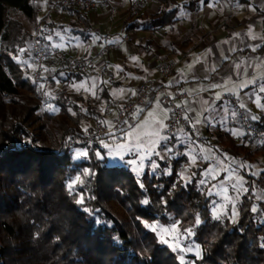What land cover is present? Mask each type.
<instances>
[{
	"label": "trees",
	"instance_id": "obj_1",
	"mask_svg": "<svg viewBox=\"0 0 264 264\" xmlns=\"http://www.w3.org/2000/svg\"><path fill=\"white\" fill-rule=\"evenodd\" d=\"M37 2L0 0V97L12 96V103L17 102L14 95L18 89L34 94L41 91L27 75L28 64L15 60L21 49L27 54L30 38L22 24L9 16L14 10L28 21L38 23ZM60 9L76 17L79 34L89 33L90 24L82 8L62 6ZM174 14L175 9L160 11L142 21L126 22L124 32H133L141 26L149 30L171 26ZM47 25L53 30L60 26ZM39 39L45 42L43 31ZM55 62L45 60L44 64L55 66ZM58 62L61 68L68 65L67 60ZM42 71L40 68V80L50 83L59 72L56 69ZM87 75L74 69L66 73V80H80ZM54 97L51 103L58 107L61 136L52 150L37 147L34 137L19 123L3 130L0 116V264H180L169 248L159 243L142 224L154 220L167 223L170 218L183 228H194L192 238L201 249L202 264H264V247H261L264 223H257L252 211L256 204V187L264 196V171L254 177L241 170L245 185L254 195L241 196L235 222L214 220L209 211L210 199L199 190L197 180L185 186L179 179L178 167L186 158L174 160L173 174L167 176L145 172L137 178L126 167L108 166L103 143L94 142L86 147L84 135L92 133L96 124L108 126L109 122L92 105L79 106L65 89ZM108 105L112 109L114 102L108 101ZM69 109L84 112L71 117ZM53 118L46 114V119ZM67 118L78 129L70 127ZM87 121H92L94 127L84 130ZM251 124L259 134H264V118ZM70 140L76 143L73 148L84 149L88 155L74 159ZM217 140L223 147L221 153L228 157L236 159L242 155L240 159L249 162L254 157L264 156V142L255 144L252 149L245 141L238 142L228 133H217ZM70 183L73 184L71 192ZM81 197L83 202L78 203ZM145 199L149 200L148 205L142 203ZM110 201L120 205L130 220L119 222L113 218ZM258 205L264 209V202ZM196 215L202 219L199 227H195Z\"/></svg>",
	"mask_w": 264,
	"mask_h": 264
},
{
	"label": "crops",
	"instance_id": "obj_2",
	"mask_svg": "<svg viewBox=\"0 0 264 264\" xmlns=\"http://www.w3.org/2000/svg\"><path fill=\"white\" fill-rule=\"evenodd\" d=\"M94 2L93 9L87 12L83 10L90 24V31L86 36L78 33L76 17L60 9L62 15H70L75 19L72 21L73 35L80 37L83 44H86L90 61L89 71H81L84 70L83 65L71 67L72 69H68L69 65H66L69 72L77 69L81 73H87L85 77L88 78L101 74L102 80L120 88L121 98L127 100L133 97L138 85L149 82L159 75L160 66L154 63L156 57L161 58L165 65H176L173 74L165 81L166 91L154 90L145 105L134 111L129 123L123 128L139 125L149 112H153L155 118L163 115L162 109L157 107V101L168 108L163 102L164 96L175 98L176 104L182 109L183 119L185 115L190 117L189 120L184 119L186 127L176 135L182 140L188 133H196L204 140L213 135L217 138V133L230 134L229 129L239 128V116L233 117L231 112L235 111L238 114L240 104L246 106L241 110L247 116L257 117L255 121L264 118V110L258 107L264 104V93L259 90L260 84L264 83V0H174L166 3L154 0H94ZM44 4L38 0L39 10H45ZM174 9L175 16L171 26L154 30L141 26L133 32H124L126 22L142 21L157 15L160 11ZM45 21L46 25L52 23L42 18V22ZM54 24L60 26L53 30L47 25L45 43L48 48L51 46L48 36L54 31L63 30L64 27V24ZM53 38L58 41L55 36ZM110 46L116 48H109ZM253 46L256 48L255 51ZM61 59L69 62L65 54ZM119 66L123 71L121 73H126V77L123 74L119 76L114 70ZM252 80H256L257 83L252 85ZM217 84L220 87L214 88L213 85ZM245 84L248 87H244ZM217 94L221 96L220 100L216 99ZM103 96L107 101H113L105 85ZM223 96L236 98L237 105H230L224 101ZM205 100L211 101L212 107L205 105ZM140 109L144 111H139ZM204 116L213 118L210 126L204 121ZM114 117L115 111L109 109V114L104 116L106 122H109L108 126ZM133 117L137 118L136 122ZM198 119L199 124L196 123ZM230 136L240 142L245 141L248 145L264 142L251 135ZM107 138L105 141L113 138L117 140L112 135Z\"/></svg>",
	"mask_w": 264,
	"mask_h": 264
},
{
	"label": "rangeland",
	"instance_id": "obj_3",
	"mask_svg": "<svg viewBox=\"0 0 264 264\" xmlns=\"http://www.w3.org/2000/svg\"><path fill=\"white\" fill-rule=\"evenodd\" d=\"M45 10H40L38 13V20L40 22L34 23L32 21H28L21 13L11 10L9 12V16L12 19L17 20L20 22L26 31V33L29 36V42L32 41L33 37L36 34L42 35V31L46 33L48 31V27L46 25V21L42 22V18L46 17V20L52 22V23H59V24H64L63 30H58L57 32L54 31L53 34L49 35L51 39H48L49 43L51 46L49 48L47 47V53H46V60H56V65L55 66H49L47 64H43L41 67L43 71L45 69H53L57 70V76L53 78L52 83H50L48 80L44 79L43 81L40 80L39 73H38V78L36 79V82L34 81V71L37 70V67L34 63V54L30 50V43H28V48H27V54L25 53H20L19 56L15 58L17 62H25L27 61L26 64H28V72L27 75L30 76L31 83L40 85L41 83L44 85L43 88H40L41 91L39 94H34L33 92H29L28 90H22L18 89L17 94H15V98L17 99L16 103H12L11 97L6 94H3L2 97H0V116H2L1 122L4 123V127L2 126L3 130L7 129V126L13 123H19L21 124L28 133H30L36 142V146L46 150H52V147L57 144L60 140L61 136V130L59 127L60 123V116L58 115V107L53 105L51 103V98L54 97L55 94H58L59 92L63 91L64 89L71 94V99L73 101H76L79 106H85V105H92L95 107L102 115L103 117L104 112L108 108V101L105 99L103 96V85L106 86V88L109 90L110 96H112L113 102H123L125 101L124 98H121V92L120 88L115 87L111 83H106V80H102V77L97 76V77H83L80 80H74L71 79L70 81H67L66 78V73L69 71L66 69V65H64L62 68L60 66L59 59L65 54L68 56L69 60V67L68 69H72L71 67H81L83 65L84 70L81 71H89L88 70V65L90 63L89 57H88V50L86 48V44H83V40H80V37L77 35H73V24L72 21L75 19L70 16V15H62L61 10L58 9L56 11H49L48 7L44 4ZM49 15V17L47 15ZM48 17V18H47ZM55 34V35H54ZM59 34V36L57 35ZM56 37L58 41L56 42L53 37ZM63 37V40L60 39V37ZM53 44H63V47H53ZM53 52L56 53V55L53 56ZM32 59V60H31ZM33 61V63L31 62ZM45 63V61L43 62ZM29 64L31 67H29ZM81 64L80 66H78ZM91 66V65H90ZM114 68V67H113ZM116 73L120 75H124L126 77V73H121L123 71L122 68L116 67L114 68ZM42 71V72H43ZM104 79V78H103ZM93 82L95 83L96 87L95 89L92 88ZM84 83L85 86L89 89V91H85L84 89H80L79 91L76 90V88L73 87V85ZM66 87V88H65ZM93 90L95 91V96L92 95ZM43 91V92H42ZM47 93L48 95H45ZM115 93V95H113ZM128 100V99H127ZM50 106H55L57 109L56 111L52 110V107ZM72 115L71 117L75 116L76 113H83L84 111L79 109L76 110L78 112H74L72 109L68 110ZM139 113V112H138ZM136 114V117H139V114ZM46 114H51L53 115V119H46ZM162 116V115H161ZM133 117V120L136 122L137 118ZM157 118V117H156ZM150 119L148 114L140 121V124H143L145 120ZM151 119H155V117H151ZM82 121V120H81ZM240 122V121H239ZM66 123L75 129H78L76 127V124L70 119H66ZM137 125V126H139ZM89 126L94 127V123L92 121H87L86 124H84V130L87 129ZM83 127V126H82ZM222 129L223 127L220 126ZM234 130H239L244 132L246 135V132L244 129L241 128L240 123H239V128L234 129ZM89 133H85L84 137ZM243 135V136H244ZM176 136V135H175ZM192 137V140L194 143H189V137ZM113 137V136H112ZM237 137V136H236ZM242 137V136H239ZM108 139L107 137H104L103 139H100L99 141L96 142H102L104 148L106 149L105 157H106V165L108 166H118V167H126L130 171H132L137 178H140L145 172H149L150 174H154L156 176H160L161 174L164 176H167V171L172 170V162L174 160H178L180 158H186V160L181 161L179 167H178V176L180 173L184 172L185 169H188L187 174L191 175L192 172H199L200 175L193 177V180L196 181V185L201 190L206 194L207 190L215 191L214 188H206V187H201L199 184V179L203 177V169L208 168L209 165L206 163H203L199 158L197 160V163L193 166L191 164V160L189 156L185 155L186 152H188L189 149H194V154H196L198 157H204L206 159L212 160V167L216 169L217 175H220L221 172L225 169H228L230 166L235 168L236 175L232 179H229V183L231 184L233 180L235 181H243V184L245 185V179L240 175V171L244 170L247 173L251 174L254 177H258L261 172L264 171V157L258 156L254 157L251 161L244 162L240 158L242 155H239L236 159L228 157L224 154L221 153L220 149H222V145L218 143V140L215 135L211 136L207 140H204V143L200 144L197 143L192 134L188 133L185 135L183 141L184 143L177 142L176 140L170 141V143L173 144L174 146V155L172 158H165L163 160H160L159 158H154L157 159L158 163L160 164V167L153 171L152 168L148 167L147 162H145L144 166L140 169H136L132 164L129 163L133 159L132 156L126 155L124 156V159H120L115 151H112L110 154V150L114 148H119L120 144L119 141L113 138L112 140H109L108 142L105 141ZM85 142V141H84ZM240 142V141H238ZM94 143V142H93ZM91 144H86L85 146H91ZM107 145V147H105ZM250 147L253 149L254 144H249ZM76 146V143L73 140H70L69 147H72L71 154L73 155V158L76 160L82 159L84 157H77L76 153L77 152H86L84 149H75L73 147ZM0 149L1 146H0ZM97 156L99 159H102V156L97 153ZM199 170V171H198ZM137 171L140 172L139 175H137ZM221 180H224L226 177L224 175H220ZM75 182V181H74ZM76 183V182H75ZM212 184H216V181H212ZM73 185V184H72ZM255 186V183H253ZM246 186V185H245ZM255 196H256V204L254 205L257 208V212H255V220L257 223L261 224L264 223V211H261L263 209L258 205L259 202H264V196L262 193V190L259 189V187H256V190H254ZM244 193L241 192L239 197H233L234 203L236 205V211L238 214V206L240 203V198ZM207 195V194H206ZM208 196V195H207ZM223 196V194H222ZM221 197H215V196H208L210 199V206H209V211H210V216L212 217V201L214 199L220 200L222 203L227 204V201L223 200ZM110 206V213L113 218L118 220L119 222H127L129 221V217L125 210L118 205L116 202H109ZM253 206V207H254ZM252 207V208H253ZM237 214L234 217H228L225 218L229 220L230 222H235L237 218ZM170 218V217H168ZM213 219V218H212ZM223 220V219H222ZM174 223L179 224V230L183 229H188V228H183L181 224L178 221H174L171 218L168 219L167 223H163L160 220H154L151 222H142L144 229L151 231L157 238L158 242L161 243L162 245L166 246L169 248V250L175 255L177 261L182 264L181 262V257L183 256V264H202L200 262L201 260V255L199 258L196 256L192 255L191 253L184 251L181 252L176 248V244L179 243L181 245L187 244L189 248H194V247H199L198 244H196L191 237H187L185 239L184 237H181L179 241H173L172 236H174V233H161L159 231L160 227H168L171 228V226ZM151 225H157L158 229L156 232H153L150 228ZM162 238H165L167 242H161ZM172 245V246H170ZM200 248V247H199ZM201 250V249H200Z\"/></svg>",
	"mask_w": 264,
	"mask_h": 264
},
{
	"label": "snow or ice",
	"instance_id": "obj_4",
	"mask_svg": "<svg viewBox=\"0 0 264 264\" xmlns=\"http://www.w3.org/2000/svg\"><path fill=\"white\" fill-rule=\"evenodd\" d=\"M210 6V5H209ZM59 36V34H57ZM48 39H51L49 37ZM61 40H63V37H60ZM98 39V38H97ZM53 47H63V44L57 45L53 44ZM256 48L253 46V51H255ZM21 53H23L25 50L21 49ZM27 63V61H25ZM29 67L31 65L29 64ZM239 67V65H237ZM47 71V69H45ZM43 79V78H41ZM257 83L256 80H252L251 84L255 85ZM40 88H43L44 85L41 83L39 85ZM74 88H76L77 91L80 89H84L85 91H89V89L85 86L84 83L73 85ZM96 85L93 82L92 88L95 89ZM214 88L220 87V85H213ZM244 87H248L247 84L244 85ZM260 92L264 93V83L260 84L259 87ZM45 95H48L45 93ZM92 95L95 96V91L93 90ZM115 95V93H113ZM52 99H55V97H52ZM217 100L221 99V96L217 94L216 96ZM205 105L208 107H212V102L205 100ZM52 107L53 111H56L57 109L55 106ZM157 107L158 109H162L163 115L159 116L155 119H151L155 114L153 112H149L148 116L150 119H147L144 121L143 124L137 126L132 125L130 128L125 129L123 127L119 128L117 131H113L110 134L117 138L119 141V148H114L110 150V154L112 151H115L116 155L120 159H124L125 154L132 156L133 159L129 161L130 164H132L136 169H140L144 166L145 162H147L148 167L152 168L155 172L156 169L160 167V164L158 163L157 159L163 160L165 158H172L174 153V146L170 141L173 139L179 140L181 143H184V141L180 137H176L175 134L172 136L168 135V128H170V125L167 123V121L172 119V116L175 115V113H172L170 109L163 107L162 102L157 101ZM177 107H180V105H177ZM240 109H245L246 106L244 104L238 105ZM261 110H264V104L258 105ZM139 111H144L143 109H140ZM227 111V109L225 110ZM237 113L235 111L231 112V116L237 117ZM184 119L189 120L190 117L188 115L184 116ZM243 119L255 121L257 120L256 116H245ZM204 121L209 124V126L213 122V118H210L209 116H204ZM125 123H129L125 121ZM197 124L200 123V120L198 119L196 121ZM115 127V126H113ZM230 134L235 135L237 137L243 136L245 133L239 130L229 129ZM189 143H194L192 140V137H189L188 140ZM107 147V145H105ZM77 157H86L88 155L87 152H77ZM185 155L189 156L191 160V164L194 166L197 163L198 158L203 162L209 165L208 168L203 169V177L199 179V184L201 187L206 188H214L215 191L207 190L206 194L208 196H215V197H221L223 200L227 201V204L222 203L218 199H214L212 201V218L214 220H221L228 217H234L237 214L236 211V205L234 203L233 197H239L240 193L243 192L245 195H254L251 193V189L243 184V181H235L230 184L228 181L229 179H232L236 175L235 168L229 167L228 169H225L221 172L220 175H224L226 178L224 180H221L220 175H217L216 169L213 168L212 160L206 159L204 157H198L196 154H194V149H189L188 152L185 153ZM188 169H185L184 172L179 174V179L184 182L185 186L187 184L193 182V177H196L200 175L199 172H192L191 175L187 174ZM90 175V173H87ZM140 172L137 171V175H139ZM167 175H172V170H168ZM79 177L77 178V181H79ZM212 181H216V184H212ZM69 191H73V186L70 183L69 184ZM140 187L143 188L142 181L140 182ZM83 202V197L78 201V203ZM144 205L149 204V200L145 199L142 201ZM87 211V209H85ZM252 211L255 213L257 212V208L254 206L252 208ZM261 211H264V209H261ZM195 227H199L202 223V219L200 215L195 216ZM151 230L153 232H156L158 229L157 225H151ZM159 231L161 233H174L175 235L172 236L173 241H179L181 237H184L187 239V237H191L194 234V228H188L179 230V224L174 223L171 228L168 227H160ZM161 242H167L165 238H162ZM172 246V245H170ZM261 247H264V244L261 245ZM176 248H178L179 251L184 252L187 251L191 253L192 255L196 256L197 258L201 255V250L199 247L189 248L187 244H176ZM183 256L181 257V262L183 264Z\"/></svg>",
	"mask_w": 264,
	"mask_h": 264
},
{
	"label": "built area",
	"instance_id": "obj_5",
	"mask_svg": "<svg viewBox=\"0 0 264 264\" xmlns=\"http://www.w3.org/2000/svg\"><path fill=\"white\" fill-rule=\"evenodd\" d=\"M45 3L48 7V10L56 11L60 9L62 6H68L73 8H82L86 12L93 9L95 7L94 0H41ZM40 35L36 34L31 43H30V50L34 54V63L37 67V70L34 72V81L36 82L38 78V73L40 72V68L45 61L46 53H47V45L44 41L39 39ZM109 48H116V46H110ZM154 63L160 66V73L159 75L145 83H141L135 89L134 95L132 98L125 100L123 102H115L113 106V110L115 111V117L110 121V126H106L104 123H98L95 125L94 131L89 133L85 137V143L91 144L93 142L99 141L104 137L111 135L110 133L113 131H117L119 128L124 127L127 123L125 121H129L132 114L138 107H142L145 105L149 95L156 89L158 90H165V81L173 74L175 69V64H167L165 65L161 58L156 57L154 59ZM178 97V96H177ZM224 101H227L230 105L236 106L237 99L231 97L223 96ZM164 104L171 110L172 113H175L172 116V119L167 121L170 125L167 132L169 136L173 134L177 135L184 127H186V122L182 117V109L177 107L175 102V98H171L170 96L163 97ZM109 114V108L106 109L104 115L107 116ZM239 116V123L242 129L248 135H251L255 138H258L261 141H264V136L259 134L255 127L251 124L250 120L243 119V117L247 116V114L239 109L238 110ZM115 126V127H113ZM193 138L199 142L203 143L204 138L196 133L192 134Z\"/></svg>",
	"mask_w": 264,
	"mask_h": 264
}]
</instances>
